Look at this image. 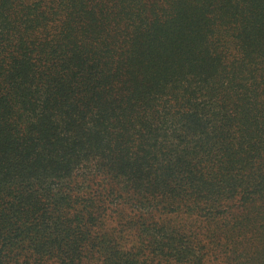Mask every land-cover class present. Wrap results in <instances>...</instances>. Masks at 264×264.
<instances>
[{
	"label": "trees",
	"instance_id": "trees-1",
	"mask_svg": "<svg viewBox=\"0 0 264 264\" xmlns=\"http://www.w3.org/2000/svg\"><path fill=\"white\" fill-rule=\"evenodd\" d=\"M0 264H264V0H0Z\"/></svg>",
	"mask_w": 264,
	"mask_h": 264
}]
</instances>
